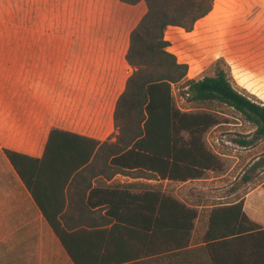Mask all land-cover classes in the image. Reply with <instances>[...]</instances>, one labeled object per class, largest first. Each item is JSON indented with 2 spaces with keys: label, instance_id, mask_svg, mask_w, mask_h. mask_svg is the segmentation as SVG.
<instances>
[{
  "label": "crops",
  "instance_id": "obj_1",
  "mask_svg": "<svg viewBox=\"0 0 264 264\" xmlns=\"http://www.w3.org/2000/svg\"><path fill=\"white\" fill-rule=\"evenodd\" d=\"M145 10L143 0L135 4L120 0H0V31L7 26L20 28L14 35L0 34V246H8L10 251L29 246L19 248V258L25 251L37 264H60L61 256L65 264H71L3 149L38 158L52 128L98 140L89 161L71 173L57 198L64 201L61 226L94 230L99 240L107 235L99 230L114 222L106 204L118 201L120 194L112 188L132 193L152 188L165 191L164 184L174 181L149 177L146 170L138 173L135 168L129 173L117 172L109 163L112 156L129 148L132 131L124 124L116 125L114 112L132 72L126 60L130 31ZM43 28H47L45 33H40ZM80 143L82 150L88 148L89 142ZM60 169L64 175L69 168L64 165ZM219 177L176 182L209 183ZM176 198L196 208L183 247L189 254L173 255L177 249L169 247L175 246L172 241L160 246H168L179 264L186 259L189 264L203 263L198 247L203 245L213 205ZM131 207L132 220L142 216V229L137 228L142 232V246H151L146 231L149 213ZM203 208L209 209L195 240ZM252 208L243 204L245 213L264 228V215L258 216Z\"/></svg>",
  "mask_w": 264,
  "mask_h": 264
},
{
  "label": "trees",
  "instance_id": "obj_2",
  "mask_svg": "<svg viewBox=\"0 0 264 264\" xmlns=\"http://www.w3.org/2000/svg\"><path fill=\"white\" fill-rule=\"evenodd\" d=\"M135 4L140 0H120ZM145 12L129 35L126 60L132 67L125 88L116 102L114 119L131 129L129 148L112 156L115 171L146 170L149 177L185 181L202 177L204 171L221 169L222 162L209 150L203 134L218 124L216 116L206 110L181 109L173 100L171 84L180 82V93L191 103L217 102L238 112L254 127L256 137L264 135V104L238 91L222 67L212 75L186 78L187 65L177 62L163 38L166 27L186 31L208 14L213 0H143ZM80 142L88 148L81 149ZM239 142L243 143L242 140ZM99 141L52 128L42 155L38 158L3 149L54 232L71 264H146L189 254L186 247L196 208L160 189L132 193L112 188L119 200L106 204L114 221L100 240L94 230H67L61 226L60 212L64 201L58 200L78 167L87 163ZM254 163V162H253ZM68 166L64 175L61 167ZM253 165V164H251ZM132 171V170H131ZM264 188V181L261 184ZM122 194L126 197H123ZM243 197L232 202L214 204L207 217L199 256L210 264H264V228L243 210ZM131 206L149 213L146 226L151 246H142V216L132 220ZM121 209L120 212H117ZM126 210V211H125ZM116 212V213H115ZM146 218V217H145ZM177 251L168 252V246ZM168 256V257H167ZM200 263V264H203ZM183 264H189L186 259Z\"/></svg>",
  "mask_w": 264,
  "mask_h": 264
},
{
  "label": "rangeland",
  "instance_id": "obj_3",
  "mask_svg": "<svg viewBox=\"0 0 264 264\" xmlns=\"http://www.w3.org/2000/svg\"><path fill=\"white\" fill-rule=\"evenodd\" d=\"M46 29H40V33H45ZM19 32L20 28L7 26L5 30L1 28L0 34L14 35ZM163 38L168 43L166 49L176 61L186 63V78L212 75L217 67H222L238 91L264 104V0H213L212 9L198 19L191 30L168 26ZM180 84H171L177 106L206 110L218 119V124L206 130L202 138L206 147L222 162V167L206 170L202 176L221 177L209 183L191 180L183 185L167 181L165 192L183 197L186 201L192 199L211 205L243 197L245 208L253 207L258 216L264 215V188L261 186L264 181V135L256 137L253 125L225 104L186 101L180 93ZM119 120L118 123L122 124ZM162 186L163 183L159 188L162 189ZM250 191L254 192L250 194ZM208 209L199 211L195 240L199 238L198 229L202 227ZM21 247L29 248L19 246L18 250ZM18 250L10 251L8 246H0V264L38 263L25 251L19 258ZM12 258L15 261H10ZM59 259L60 264H65L62 256ZM155 261H147L146 264H167L163 257Z\"/></svg>",
  "mask_w": 264,
  "mask_h": 264
}]
</instances>
